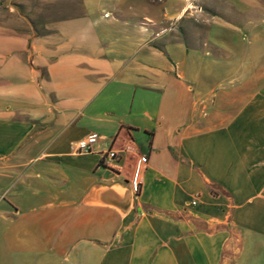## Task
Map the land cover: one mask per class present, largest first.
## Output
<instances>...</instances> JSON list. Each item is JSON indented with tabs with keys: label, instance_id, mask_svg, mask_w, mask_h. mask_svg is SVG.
<instances>
[{
	"label": "crops",
	"instance_id": "obj_1",
	"mask_svg": "<svg viewBox=\"0 0 264 264\" xmlns=\"http://www.w3.org/2000/svg\"><path fill=\"white\" fill-rule=\"evenodd\" d=\"M53 1L38 32L0 0V264H264V0H220L201 49L160 30L190 0ZM128 140L137 190L100 159Z\"/></svg>",
	"mask_w": 264,
	"mask_h": 264
},
{
	"label": "rangeland",
	"instance_id": "obj_2",
	"mask_svg": "<svg viewBox=\"0 0 264 264\" xmlns=\"http://www.w3.org/2000/svg\"><path fill=\"white\" fill-rule=\"evenodd\" d=\"M148 1L161 2L157 3L158 5H152L146 9V16L152 19H160L163 14L169 17V15L172 14V10L179 6L180 2V0ZM1 2L3 3V7L5 5H13L18 8L20 13L23 14L24 17H26V19H28V21L35 27L36 31H40L39 23H41V21L44 19L43 14H41L43 9L56 10L60 7L66 6V1L59 2L53 0H12V4H10L8 0H1ZM220 7H222L220 0H190V6L188 10H186L178 18L162 22L160 27L161 29H159L161 30L162 34L165 33L168 37L173 33L179 34L185 39L190 37V45H194L201 49L204 46L203 36L207 29V21L205 17L209 14L219 17L218 11ZM104 9L107 10L108 7H104ZM38 12H40V14H37ZM55 17L56 15L51 16V18ZM104 20L105 17H103V11L98 7L94 11L93 15L80 16L76 18L72 22L74 25H76L75 28L71 29L73 31L72 39L91 40L94 34L97 33V28L94 25L102 24ZM130 32L132 36L137 34L133 28ZM160 40L157 42H162Z\"/></svg>",
	"mask_w": 264,
	"mask_h": 264
},
{
	"label": "built area",
	"instance_id": "obj_3",
	"mask_svg": "<svg viewBox=\"0 0 264 264\" xmlns=\"http://www.w3.org/2000/svg\"><path fill=\"white\" fill-rule=\"evenodd\" d=\"M98 136L95 133L88 134L76 142V151L78 152H91L95 150L96 145L98 144ZM130 153L134 155V164H133V171H132V187L134 190L138 189L141 179V173L143 167L146 163V157L143 155L138 154L136 152L134 144L131 140L123 142L118 146H111L110 148L100 152V159L101 160H115L119 161L121 157L126 154ZM197 202V198L194 197L187 202L188 205H194Z\"/></svg>",
	"mask_w": 264,
	"mask_h": 264
}]
</instances>
